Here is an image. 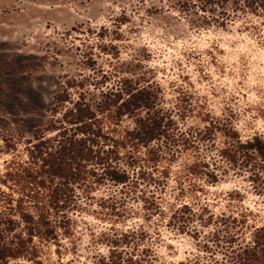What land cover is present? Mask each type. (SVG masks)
I'll return each mask as SVG.
<instances>
[{
	"label": "trees",
	"instance_id": "obj_1",
	"mask_svg": "<svg viewBox=\"0 0 264 264\" xmlns=\"http://www.w3.org/2000/svg\"><path fill=\"white\" fill-rule=\"evenodd\" d=\"M180 6L197 26H238L264 38V0H181ZM51 110L53 117L25 139L24 157L18 151L5 160L0 264L43 263L44 245L75 232L85 215L110 225L100 236L107 253L96 252L94 264H157L155 241L163 236L156 217L169 230L191 234L197 252L190 264H264V222L251 224L252 209L217 214L209 202L182 200L170 184L173 178L196 186V178L215 185L233 173L264 196V136L244 138L233 112H202L203 125L183 126L160 85L129 77L81 91L75 100L62 91ZM226 196L234 207L239 192Z\"/></svg>",
	"mask_w": 264,
	"mask_h": 264
},
{
	"label": "rangeland",
	"instance_id": "obj_2",
	"mask_svg": "<svg viewBox=\"0 0 264 264\" xmlns=\"http://www.w3.org/2000/svg\"><path fill=\"white\" fill-rule=\"evenodd\" d=\"M180 2L0 0V187L7 190L5 160L18 151L24 157L25 139L53 117L58 93L67 91L75 100L81 91H99L122 77L160 85L183 126L203 125L202 112L217 117L233 112L244 138L264 136V38L238 26H197L196 16ZM8 138L14 145H7ZM194 179L196 186L173 178L170 184L186 202H209L217 214L252 209L251 224L264 222V196L244 176L230 173L215 185ZM200 185L206 190H197ZM172 191L169 187L168 197ZM235 191V206L228 207L226 195ZM84 219L75 232H60L56 243L44 245L43 263L19 258L11 264H94L96 252L107 253L100 236L110 225ZM157 219L154 227L163 236L155 241L157 264H190L197 252L191 234L169 230Z\"/></svg>",
	"mask_w": 264,
	"mask_h": 264
}]
</instances>
